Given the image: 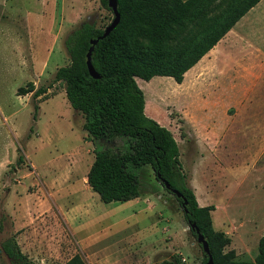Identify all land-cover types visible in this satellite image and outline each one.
<instances>
[{
    "label": "rangeland",
    "instance_id": "obj_1",
    "mask_svg": "<svg viewBox=\"0 0 264 264\" xmlns=\"http://www.w3.org/2000/svg\"><path fill=\"white\" fill-rule=\"evenodd\" d=\"M261 5L247 16V38L238 42L249 51L209 54L180 84L165 77L135 80L144 114L177 144L197 205L214 207L212 228L229 239L224 252L240 261L253 260L264 236ZM110 20L98 0H0V244L13 236L33 264H64L73 256L83 264H160L172 255L180 264H199L201 250L179 204L148 166L139 171V203L103 204L90 190L84 197L75 190L93 149L120 142L87 141L82 117L53 74L69 63L63 41L71 31L83 22L103 29ZM28 84L32 92L26 93ZM37 89L45 92L33 98ZM85 202L95 222L69 226L64 217ZM48 204L60 214L53 216ZM0 264H11L1 251Z\"/></svg>",
    "mask_w": 264,
    "mask_h": 264
},
{
    "label": "trees",
    "instance_id": "obj_2",
    "mask_svg": "<svg viewBox=\"0 0 264 264\" xmlns=\"http://www.w3.org/2000/svg\"><path fill=\"white\" fill-rule=\"evenodd\" d=\"M259 1L116 0L119 21L97 41L90 55L98 77L91 78L85 65L89 41L103 30L92 22L81 23L65 37L69 63L53 74V82L63 85L71 110L82 117L87 141L120 142L115 147L93 149V160L85 175L90 191L103 204L134 200L140 196L139 171L148 166L163 189L165 182L180 194L176 198L164 189L179 204L187 226L194 224L205 240L208 255L201 251L199 264H205L208 256L211 264H264V236L258 239L252 261L236 260L231 250L224 252L229 239L212 228L210 212L214 207L197 205L181 171L177 144L166 128L144 114V97L135 80L148 82L165 77L180 84L183 74ZM98 2L112 19L107 0ZM26 90L32 92V86L28 84ZM44 92L37 89L32 97ZM20 160L19 156L17 162ZM189 232L195 238L194 232ZM0 251L11 264H33L21 253L13 236L0 244ZM64 264L83 262L73 256ZM160 264L180 263L172 255Z\"/></svg>",
    "mask_w": 264,
    "mask_h": 264
},
{
    "label": "crops",
    "instance_id": "obj_3",
    "mask_svg": "<svg viewBox=\"0 0 264 264\" xmlns=\"http://www.w3.org/2000/svg\"><path fill=\"white\" fill-rule=\"evenodd\" d=\"M264 0H260L253 8H251L243 17H241L231 28L230 30L204 55L202 56V58L196 63L194 64L189 70H187L183 75L184 76H191V74L194 73V71L197 70V66L200 64L201 60H203V58L209 54L212 55H217V56H228L230 54H238L240 50H244L242 48H240L238 46V42L239 39H246L247 38V31H248V19L247 16L253 11L256 10L259 7H262V2ZM244 51H249V49H245ZM242 51V52H244ZM232 89V88H231ZM235 98V97H234ZM220 99V98H219ZM215 100V98H214ZM210 101H206V103H204V107L203 108H207V106L209 105ZM236 102V98L234 99L233 102H227L228 104H234ZM226 103V102H225ZM216 108L218 109V113H219V108L222 107L223 105V101L221 100L218 103H215ZM207 130V129H206ZM90 166V164H89ZM89 166L86 168L84 175L82 176V180L80 181L79 187L75 188L78 189V192L80 194L83 195V197L85 196L84 194H88V192H90L88 186L85 183V175L87 173V170L89 168ZM91 193V192H90ZM93 193V192H92ZM91 193V194H92ZM76 194V193H75ZM94 194V193H93ZM96 196V194H95ZM87 197V196H86ZM89 198V197H87ZM90 199H92L90 197ZM130 201H134L136 203H139V197L134 199V200H130ZM127 201V202H130ZM85 206H82L83 208L79 209H75V211H72L73 213H70L69 215H67V218L64 217V220L66 221V223L70 226L69 222L72 224H75V227L79 224H93L95 222V220L93 219V211L92 208H90V205L88 204V202L84 203ZM36 206V204H35ZM49 209L51 210L53 216H56L57 214H60L59 211L57 209L54 208V210L52 209L51 205L48 204ZM45 208V207H44ZM37 209V207L35 208V210ZM48 209V210H49ZM44 210H47L46 208ZM61 216V215H60ZM16 226H19L18 224H15V232L17 231ZM77 229V228H76ZM19 230V229H18ZM90 239V238H89ZM89 239H84L86 242H90ZM83 240H80V242H82V244L85 246V242ZM18 246V245H17Z\"/></svg>",
    "mask_w": 264,
    "mask_h": 264
},
{
    "label": "water",
    "instance_id": "obj_4",
    "mask_svg": "<svg viewBox=\"0 0 264 264\" xmlns=\"http://www.w3.org/2000/svg\"><path fill=\"white\" fill-rule=\"evenodd\" d=\"M107 7L110 9L112 13V19L109 22V24L103 28L102 33L99 37L89 41L90 47L86 53V61H85L86 69L90 77L93 79H96L98 77L93 71L91 64H90V55H91L93 46L97 43L98 40L105 38L115 28V26L117 25L119 21V15L116 11V0H107ZM162 186L164 187V189H166L169 193L174 195L176 198H180V194L176 192L175 190L170 189L167 183L162 182ZM188 229L194 232L196 243L200 246L203 254L208 255L207 244L205 240L203 239L202 235L199 233L198 229L195 227V225L189 224ZM205 264H211V259L209 256H208V261Z\"/></svg>",
    "mask_w": 264,
    "mask_h": 264
}]
</instances>
